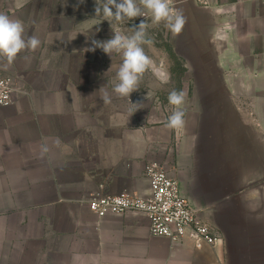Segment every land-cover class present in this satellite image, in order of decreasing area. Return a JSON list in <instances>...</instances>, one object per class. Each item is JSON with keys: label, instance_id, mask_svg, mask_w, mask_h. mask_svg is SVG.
<instances>
[{"label": "crops", "instance_id": "1", "mask_svg": "<svg viewBox=\"0 0 264 264\" xmlns=\"http://www.w3.org/2000/svg\"><path fill=\"white\" fill-rule=\"evenodd\" d=\"M170 3L198 58V99L185 94V122L172 129L154 83L130 94L143 103L134 113L112 91L122 53L86 51L132 20L111 24L92 0H0L25 39L41 41L0 67L16 86L0 107V264H264V193H239L264 179V0ZM149 161L177 179L214 245H173L145 215L89 210L94 194H147Z\"/></svg>", "mask_w": 264, "mask_h": 264}, {"label": "clouds", "instance_id": "2", "mask_svg": "<svg viewBox=\"0 0 264 264\" xmlns=\"http://www.w3.org/2000/svg\"><path fill=\"white\" fill-rule=\"evenodd\" d=\"M83 3L84 0H79ZM96 16H103L111 24H124L137 18L151 15L153 24L164 23L173 35H179L185 24L186 18L182 12L170 7V0H96ZM148 24L141 21L138 25L131 28L132 35L124 34L120 29L113 30V36L105 41H91L92 47L86 51L101 49L105 54L122 53L123 61L116 74L117 83L114 84L112 91L120 98H127L133 105L130 109L132 113L142 108L143 103H132L129 99L130 94L139 89V83L144 74L154 68L153 60L145 54L142 45H151L152 41L147 38ZM41 41L35 35L24 37V26L20 20H13L8 15L0 13V64L5 70L13 64L19 53L22 51L34 52ZM107 104L111 98L107 92L101 97ZM184 91L173 90L168 95V101L174 106L175 110L167 118L166 127L178 128L184 124L185 113L180 109L184 103Z\"/></svg>", "mask_w": 264, "mask_h": 264}, {"label": "built area", "instance_id": "3", "mask_svg": "<svg viewBox=\"0 0 264 264\" xmlns=\"http://www.w3.org/2000/svg\"><path fill=\"white\" fill-rule=\"evenodd\" d=\"M15 92L13 78L0 71V107L11 104ZM144 174L149 182L147 194H94L87 201L89 210L99 218L128 212L145 215L149 220V233L167 238L173 245L185 240L196 245L216 243L218 236L212 226L204 221L200 210L181 195L177 179L169 175L164 163L147 162Z\"/></svg>", "mask_w": 264, "mask_h": 264}, {"label": "rangeland", "instance_id": "4", "mask_svg": "<svg viewBox=\"0 0 264 264\" xmlns=\"http://www.w3.org/2000/svg\"><path fill=\"white\" fill-rule=\"evenodd\" d=\"M92 2L96 4V0H92ZM137 3H139V0H137ZM170 7L173 8L171 3ZM94 9L95 7L92 9V13H95ZM142 20L148 24L147 38L152 41L151 45L144 44L142 47L145 54L153 60L154 68H150L148 73L144 74L140 83H154L153 93L156 102L159 106L165 107L169 113L172 114L174 106L169 103L168 95L173 90L184 91L182 89L184 83L189 85L188 90L184 91V93L188 95V98L198 99V90L192 87L194 83L198 82V58H195V53L193 51L187 50L186 43L182 42V40H178L180 38L173 35L165 28L163 22L158 25L153 24L150 14L147 18L137 17L132 19V23H127L122 28L123 33L132 35L131 28L138 25ZM183 55H188L190 60ZM116 65L120 66L121 62L117 61ZM159 68L163 76L157 74L156 69ZM223 141L221 140L220 142ZM228 157L232 161L234 159L236 168H238V166L241 167L243 163H245V158H243L242 155H228ZM229 164L231 165L232 163L229 162ZM239 193H264V179L252 184Z\"/></svg>", "mask_w": 264, "mask_h": 264}, {"label": "bare ground", "instance_id": "5", "mask_svg": "<svg viewBox=\"0 0 264 264\" xmlns=\"http://www.w3.org/2000/svg\"><path fill=\"white\" fill-rule=\"evenodd\" d=\"M156 72H157V74H159V75H162V76H163V73H162V71L160 70V68H159V69H156Z\"/></svg>", "mask_w": 264, "mask_h": 264}]
</instances>
